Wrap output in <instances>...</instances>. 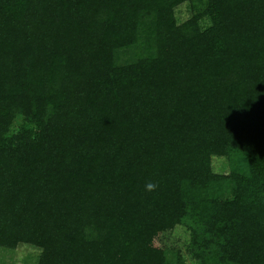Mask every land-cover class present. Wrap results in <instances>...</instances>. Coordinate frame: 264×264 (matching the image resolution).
I'll return each mask as SVG.
<instances>
[{
  "label": "trees",
  "instance_id": "16d2710c",
  "mask_svg": "<svg viewBox=\"0 0 264 264\" xmlns=\"http://www.w3.org/2000/svg\"><path fill=\"white\" fill-rule=\"evenodd\" d=\"M21 245L264 264V0H0V249Z\"/></svg>",
  "mask_w": 264,
  "mask_h": 264
},
{
  "label": "rangeland",
  "instance_id": "374dc122",
  "mask_svg": "<svg viewBox=\"0 0 264 264\" xmlns=\"http://www.w3.org/2000/svg\"><path fill=\"white\" fill-rule=\"evenodd\" d=\"M189 12L187 10V7L182 6L178 11V17L181 21H184L189 17ZM227 165L224 163V161H217L214 163V168L216 171H224L223 168H227ZM183 230L177 229L174 233L169 234L166 236V240L170 239V241L175 242H182ZM38 252L34 250L33 248H30L26 245L19 246L16 250L10 251V250H4L0 249V264H35Z\"/></svg>",
  "mask_w": 264,
  "mask_h": 264
},
{
  "label": "clouds",
  "instance_id": "9594fccd",
  "mask_svg": "<svg viewBox=\"0 0 264 264\" xmlns=\"http://www.w3.org/2000/svg\"><path fill=\"white\" fill-rule=\"evenodd\" d=\"M159 185L152 181H147L145 183V190L148 192H155L158 189Z\"/></svg>",
  "mask_w": 264,
  "mask_h": 264
}]
</instances>
